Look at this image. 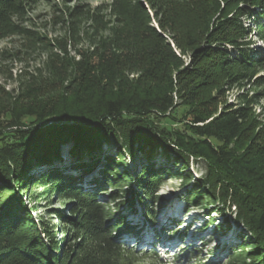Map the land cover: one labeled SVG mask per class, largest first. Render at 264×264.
<instances>
[{"label": "trees", "instance_id": "obj_1", "mask_svg": "<svg viewBox=\"0 0 264 264\" xmlns=\"http://www.w3.org/2000/svg\"><path fill=\"white\" fill-rule=\"evenodd\" d=\"M243 1L263 10H247L245 17L264 18V0ZM16 2L0 0V19L17 10ZM225 25L221 31L231 27L227 22ZM256 27L264 32V23ZM35 38L36 44L48 52L46 64L36 73H25L13 90L0 84V117L7 116V126L11 127L0 131V264H126L111 254L124 246L115 242L118 236L113 233L136 230L127 223L122 208L129 205L127 213L133 212L137 201L143 204L146 217L152 218L148 201L155 200L163 174L177 175L174 169H184L187 180L192 179L188 169L191 158L203 161L206 173L194 179L188 190L187 211L191 206L205 209L214 200L219 203L207 207L208 211L222 213L235 206L237 222L245 225L255 236L253 243L264 249V143L257 137L261 128L253 124L247 107H227L217 114L201 110L205 102L199 98L201 74L194 81L187 79V71L175 76L166 63L167 52L151 41L141 22L127 33L115 29L107 36L100 35L92 40L90 49L76 48L79 37L75 36L72 46L77 55L71 54L68 45L51 48L44 36ZM237 38L228 32L224 39L238 45L241 42ZM224 45L219 42L212 46L222 49ZM237 50L245 58L242 63L252 61L249 49L239 46ZM223 54L225 63H230L224 70L241 63L228 49ZM180 108L186 112L180 119L182 129L170 131L168 125L157 124L161 118L177 123L174 115ZM51 115L58 121L77 118L79 122L50 123L47 116ZM38 121L43 123L38 125ZM69 141L74 144L73 156L86 151L89 157L74 166L76 174L65 175L58 172L53 161L61 145ZM114 142L122 143L134 163L138 151L145 155L138 177L122 170L117 158H99L101 149ZM159 149L168 158L172 154L180 158L182 166L156 168L152 152ZM174 162L181 164L178 159ZM99 164L98 176L82 184L83 177ZM40 166L43 170L35 172ZM30 180L36 185H55L56 192L73 201L69 222L85 234L79 244L80 255L49 254L43 240L29 242L34 236L24 230L31 223L28 214L15 211L13 201L17 196L15 185L24 183L22 189L30 190ZM132 183H139L138 189L143 192L130 191ZM202 187L212 189L209 195L214 200L203 198ZM106 194L108 199L102 202ZM216 229L224 231L222 225ZM237 248L230 264H264V257L256 252L243 258V247Z\"/></svg>", "mask_w": 264, "mask_h": 264}, {"label": "rangeland", "instance_id": "obj_2", "mask_svg": "<svg viewBox=\"0 0 264 264\" xmlns=\"http://www.w3.org/2000/svg\"><path fill=\"white\" fill-rule=\"evenodd\" d=\"M16 3L19 5L13 12L16 15L13 17L12 13L0 19V84L7 90L16 88L20 79L25 78V73H36L38 68L46 64L48 52L36 44L35 37L44 36L46 42L51 43V48L61 43L68 45L71 54L77 55L72 46L75 36L80 38L75 41L76 48L90 49L93 47L92 40L100 35L107 36L115 29L127 33L141 22L151 41L167 52L166 63L175 76L187 71V79L194 81L201 74L199 98L205 101L201 110L217 114L227 107H247L254 120L253 124L261 128L257 137L264 143V32L256 27L264 23V18L244 16L245 11L256 9L255 6L243 0H17ZM256 10L263 11L260 7ZM226 22L231 27L221 31ZM239 23L243 27H239ZM154 32L160 35L155 36ZM228 32L238 37L237 41L241 43L229 44L224 39ZM219 42L227 46H222V49L212 46ZM239 46L249 49L248 55L252 61L242 63L245 58L238 52ZM225 47L230 55L241 61L236 66L231 64L228 70L223 69L225 65H230L223 59V53L227 51ZM220 61L223 63L218 64ZM181 111L180 108L174 115L179 122L161 118L157 119V124L168 125L170 131L180 127L182 129L184 124L180 119H183L186 112ZM121 144L114 142L104 146L99 158H117L118 162L121 161L122 170L127 169L138 177L145 155H140L138 151L134 163ZM73 147L70 141L61 145L59 155L53 161L60 170L58 172L76 174L78 170L74 172V166L89 157L86 151L73 156ZM120 148L121 155L118 154ZM152 153L156 168L182 166L181 159L174 154L168 158L161 149ZM97 154L95 152L93 155L98 157ZM177 159L181 164L175 165ZM100 165L91 170L87 177H83L82 184L98 176ZM42 166L35 172L43 170ZM188 169L193 175L189 180L184 169H174L177 175L168 172L163 174L155 200L148 201L153 212L152 218L146 217L140 202L136 201L135 211L129 213V205H124L122 210L127 214V223L135 226L138 231L113 233L118 236L114 238L115 242L124 245L111 253L118 262L230 264V256L239 245L246 253L243 258L253 252L264 257L263 247L253 243L255 236L245 225L237 222L235 206L222 213L208 211V208L219 203L209 195L212 192L210 187H202L201 192L203 198L214 200V203L205 209L191 206L188 208L190 211H187L185 197L193 187L194 179L205 175L206 165L203 161L191 158ZM32 180L29 182L30 190L27 189L29 192L22 189L24 183L15 185L17 196L13 201L15 211L28 214L27 219L31 223H27L24 230L27 235L34 236L29 242L36 244L43 240L49 254L77 256L85 234L82 235L69 222L73 201L56 192L55 185H36ZM138 185L132 183L128 189L143 192L138 189ZM107 199L108 194L102 197V202ZM19 206H22L21 210ZM33 222L37 226H32ZM190 225L194 227L190 228ZM219 225H222L224 231H217L221 229V226L216 229Z\"/></svg>", "mask_w": 264, "mask_h": 264}, {"label": "water", "instance_id": "obj_3", "mask_svg": "<svg viewBox=\"0 0 264 264\" xmlns=\"http://www.w3.org/2000/svg\"><path fill=\"white\" fill-rule=\"evenodd\" d=\"M7 116L5 115H2L0 117V131H4V130H7V129H10L11 127H8L7 126ZM47 120H49L50 123H54V122H60V123H66V122H69V123H76V122H79V119H68V118H65L64 120H57L55 116L51 115V116H47ZM82 120V119H81ZM43 121H38V125L42 124ZM7 126V127H6Z\"/></svg>", "mask_w": 264, "mask_h": 264}, {"label": "bare ground", "instance_id": "obj_4", "mask_svg": "<svg viewBox=\"0 0 264 264\" xmlns=\"http://www.w3.org/2000/svg\"><path fill=\"white\" fill-rule=\"evenodd\" d=\"M186 217H188V216H186ZM185 217V218H186ZM189 224V223H188ZM140 228H143V226L141 227V226H139ZM192 227H194L193 225H190V228H192ZM155 234V233H154ZM153 239H155L156 240V237L153 235ZM138 240H139V238H138ZM157 241V240H156ZM150 243V242H149ZM152 245H153V243H152Z\"/></svg>", "mask_w": 264, "mask_h": 264}]
</instances>
